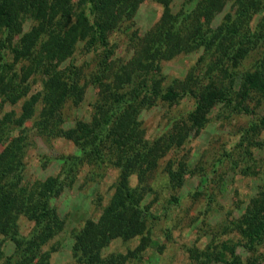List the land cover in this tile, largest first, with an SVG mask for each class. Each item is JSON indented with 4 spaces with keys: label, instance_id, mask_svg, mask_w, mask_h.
<instances>
[{
    "label": "trees",
    "instance_id": "obj_1",
    "mask_svg": "<svg viewBox=\"0 0 264 264\" xmlns=\"http://www.w3.org/2000/svg\"><path fill=\"white\" fill-rule=\"evenodd\" d=\"M141 1L80 0L79 12L74 13L69 0H0V97L12 105L21 98H27L18 118L12 120L9 115L0 118V143L5 138L7 123L21 127L32 117L35 105L41 103L39 118L34 121L38 133L63 137L78 150V154L61 158L58 174L36 186L21 185L24 141L13 138L2 150L0 234L14 243V249L7 257H3L0 251V264H49L50 254L42 253V247L62 229L54 200L72 184L84 163L100 170L104 167L116 169L118 176L114 193L99 219L87 223L75 235L72 245L75 262L122 264L126 256H101V250L117 238L127 241L139 237L140 244L134 251L144 250L149 242L146 221L152 216L148 206L143 204L145 180L169 149L183 143L188 132L186 125L175 123L161 137L146 140L137 120L138 112L156 105L158 101L171 104L191 96L195 109L188 115L189 126L198 132L204 126V114L215 104H233L235 110L248 113L245 98L253 94L264 95L263 56L252 71L242 75L237 92L239 99L231 98L236 79L233 77L234 69L254 47L264 44V0H235L233 12H228L216 27L211 26L212 20L222 12L228 0H192L196 1L193 7L175 14L171 12L174 0H156L163 8L160 21L143 38L140 50L136 52L138 57L129 63V71L124 72L123 68L122 72L114 73L108 65L111 55L108 32L119 25L124 6L128 13ZM259 14L263 16L254 22V16ZM27 17L37 21L38 26L16 42L15 37L22 33V22ZM43 32L47 34L49 43H40L36 50ZM85 37H88V47L99 46L104 50L100 75H95L92 81L99 88V99L89 121L79 120L73 127L59 130L56 128L58 109L68 99L74 103L79 101L83 89L78 85L76 69L67 67L59 70L58 65L71 55L74 44ZM213 47H222V57L231 63L232 70L223 68L219 71L231 80L228 87L211 80L210 73L215 67L210 69V82L206 85L197 84L191 77L166 86L161 84L160 60ZM6 49L13 54L14 62L20 59L28 62L27 72L22 78L12 71ZM55 60L57 62L52 65ZM31 69L42 74L44 86L42 91L26 97L29 86L25 82ZM109 75H118L114 86L103 81ZM260 123L264 125V116ZM166 171L170 183L179 186L184 175L182 166L176 170L169 165ZM132 175L137 177V187L129 184ZM20 214L33 224L26 236H20L17 231L16 221ZM235 227L247 251L253 252L256 245L264 244V192L250 200ZM235 247L226 244L223 251H218L215 256L206 252L192 256L195 261L200 260V264H261L255 258L243 260L235 253Z\"/></svg>",
    "mask_w": 264,
    "mask_h": 264
},
{
    "label": "rangeland",
    "instance_id": "obj_2",
    "mask_svg": "<svg viewBox=\"0 0 264 264\" xmlns=\"http://www.w3.org/2000/svg\"><path fill=\"white\" fill-rule=\"evenodd\" d=\"M69 1L72 11L78 13L80 0ZM195 2L174 0L171 12L186 11ZM234 2L228 0L222 12L213 18L212 27L219 25L228 12H233ZM126 8L124 6L119 25L108 32L111 52L108 65L114 73L122 72L123 68L124 72L129 71V63L138 57L136 52L140 50L143 38L155 28L163 14L162 6L156 0H142L128 13ZM262 16L255 15L254 22ZM37 26V21L24 18L22 33L15 37L16 42ZM46 29L49 30V27ZM87 38L78 40L71 55L58 65L59 70L67 67L76 69L78 85L83 89L79 101L74 103L68 99L58 109L56 128L59 130H67L79 120L89 121L99 99V88L92 81L95 75H100L104 50L99 46L88 47ZM48 41L47 34L41 33L35 49L38 50L40 43ZM222 50V47L209 50L199 48L160 60L161 84L166 86L191 77L197 84L206 85L211 76L214 82L220 81L222 87H228L231 80L219 71L223 68L232 70V67L222 57ZM6 51L7 61L13 66L12 71L22 78L27 72L28 62L25 59L14 62L13 54ZM263 56L264 44H259L234 69L233 77L236 79L231 98L239 99L240 94L237 92L242 75L252 71ZM213 67L215 70L208 78ZM117 76L109 75L103 81L114 86ZM25 83L29 86L28 97L43 90L44 77L31 69ZM124 85L127 88L128 85ZM25 99L21 98L12 105L0 97V118L5 115L11 116L12 120L18 118ZM244 105L248 113L235 110L233 104H215L204 114V126L198 132L189 126L188 115L195 109V101L191 96L182 97L171 104L158 101L156 105L138 112L137 120L146 140L153 141L161 137L175 123L178 126L186 125L188 134L181 145L169 149L159 159L157 167L145 180L143 204L148 206L152 214L146 221L149 242L145 249L134 251L140 244L139 237L127 241L117 238L101 250L103 258L110 255L126 256L122 264H200L201 261H195L192 254L195 256L206 252L215 256L218 251H223V245L229 244L237 246L235 253L243 260L255 258L264 264V244L256 245L253 252L247 251L235 227V222L244 213L250 200L264 192V125L260 123L264 116V95L246 97ZM41 109L42 104L37 103L32 117L21 127L7 123L5 138L0 143L1 153L13 138L24 141V170L21 172V185L24 186H36L48 177L55 176L61 169V158L78 154L71 141L38 133L34 121L39 118ZM169 165L176 170L181 165L184 169L179 186L169 181L166 171ZM117 176L118 170L110 167L100 170L88 163L80 166L72 184L54 200L62 229L42 247V253L50 254L49 264H77L72 256L74 237L87 223L99 219L114 193ZM129 184L131 187L138 186L136 175L130 177ZM16 223L20 236L28 235L33 226L22 214L17 216ZM13 249L14 243L0 234L3 257L9 256Z\"/></svg>",
    "mask_w": 264,
    "mask_h": 264
}]
</instances>
